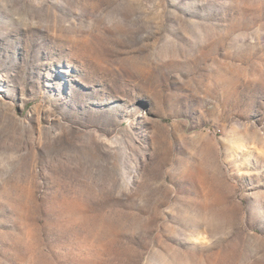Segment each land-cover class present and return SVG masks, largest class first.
Segmentation results:
<instances>
[{"label":"rangeland","instance_id":"374dc122","mask_svg":"<svg viewBox=\"0 0 264 264\" xmlns=\"http://www.w3.org/2000/svg\"><path fill=\"white\" fill-rule=\"evenodd\" d=\"M0 264H264V0H0Z\"/></svg>","mask_w":264,"mask_h":264}]
</instances>
